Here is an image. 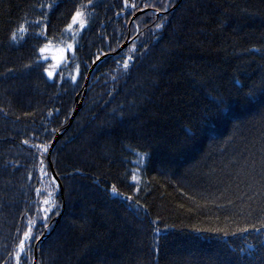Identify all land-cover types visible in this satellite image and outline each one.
Instances as JSON below:
<instances>
[{
	"label": "trees",
	"instance_id": "trees-1",
	"mask_svg": "<svg viewBox=\"0 0 264 264\" xmlns=\"http://www.w3.org/2000/svg\"><path fill=\"white\" fill-rule=\"evenodd\" d=\"M44 2L0 0V264H15L29 219L47 234L26 242V264L35 243V264H264V232L238 231L264 213V0H171L155 30L149 10L134 13L155 0H93L75 40L64 27L87 0ZM45 11L51 44L74 41L68 73L52 79L23 67L40 55L34 22ZM127 36L83 93L91 63ZM220 93L224 111L212 102ZM53 129L64 131L48 158L32 145Z\"/></svg>",
	"mask_w": 264,
	"mask_h": 264
},
{
	"label": "snow or ice",
	"instance_id": "snow-or-ice-1",
	"mask_svg": "<svg viewBox=\"0 0 264 264\" xmlns=\"http://www.w3.org/2000/svg\"><path fill=\"white\" fill-rule=\"evenodd\" d=\"M93 4V0H87V3H80L75 4L74 8L75 10L71 12L70 20L65 25L64 30L67 32L72 33V39L75 40L76 35L79 33L80 30L84 29L86 25L88 24V16H90V13H87L85 9ZM171 4V0H155L153 3H144L142 7L139 9L141 13H143L145 10H149L151 12V16L149 17L150 20H156L159 19L160 23H155L153 25V30L160 29L163 27V22L167 19V10L168 7ZM125 7H132L136 8L135 4L129 5L128 0H124ZM162 5V6H161ZM59 5L56 4V0H48V2H44L38 5L41 9H52L54 10L55 7H58ZM125 9L121 8L120 11L123 12ZM160 13V16H157V14ZM51 21L48 17V12L45 11L42 13L40 17H38V20L34 22V29H35V38L38 41H42L39 43L38 47L34 50V55L36 52H38L40 55L35 56V60H30L28 64L23 65L24 68H28L30 70V66L33 64H36L37 67H41L44 74H46L49 78H52L54 75V72L57 68V66L65 59V51L73 49L74 45L72 43H68L64 48H58L53 49L51 47V37L48 35L49 27H50ZM19 31L21 32H28V28L26 27L25 23H22L19 25ZM11 38L15 40L16 37V31H13L11 33ZM133 46L135 47V44L133 43ZM146 47V46H145ZM115 51V50H112ZM48 52H52L51 59L54 61L51 65L43 66L42 64H37L39 61H43L46 63V56L45 54ZM99 59V56L97 57V60ZM132 57H127L123 60V68L127 70L129 68L130 62L132 61ZM120 62L117 61V64ZM8 71H11V69H8ZM77 72L79 73V67L77 66ZM82 74V73H79ZM71 79L75 80L76 77L72 76ZM246 96L252 95V90L249 89L247 93H245ZM229 97L225 96L223 93L215 94L212 96V102L215 105L216 110L218 111H224L227 108ZM51 115V113H49ZM47 131V130H46ZM58 131V129H53V132ZM25 144H28L29 141L25 140ZM49 143L46 142L42 144L32 145V147L37 148L39 152L43 155L44 153L49 152ZM135 151V150H134ZM138 156H140L141 159H143L144 156H146V153H137ZM41 168H43V161L41 160ZM47 174V173H45ZM31 175V174H29ZM130 179L133 182L138 181V177L135 174V171L132 172V175ZM52 183L55 184V178H53ZM138 188V183H137ZM37 193H40V189L36 190ZM111 191L113 193H117L116 185L113 184L111 186ZM51 193H49V196ZM119 195L125 197L128 200H132L133 197L130 195H127L125 193H119ZM43 205H47V207H41L38 211L43 213L42 218H40V223L44 228H47L48 225L46 223V220L48 218V213L53 210V205L51 204L49 199H45L43 202ZM230 203V201H229ZM136 204H139V201H136ZM159 219V218H158ZM155 223V221H153ZM37 226V219H29L26 228L23 231L22 237L19 239V243L16 245L15 250L13 252H10L8 254V257L13 258L15 260V264H26L25 256L22 254H25L26 251V242L31 240H37L39 241L43 235V232H40L39 234H36L34 232V227ZM249 228H252L258 232H264V213L261 215V219L257 221L256 224H250L246 225L244 228L238 229L240 232H247ZM17 231H20V228H17ZM153 231H157V229H153ZM212 231H223V229L217 230L212 229ZM228 233H225L227 235Z\"/></svg>",
	"mask_w": 264,
	"mask_h": 264
},
{
	"label": "water",
	"instance_id": "water-1",
	"mask_svg": "<svg viewBox=\"0 0 264 264\" xmlns=\"http://www.w3.org/2000/svg\"><path fill=\"white\" fill-rule=\"evenodd\" d=\"M138 12H140V11L137 10V11L135 12V14L138 13ZM126 43H127V40L124 41L123 43H121V44L115 49L114 52L119 51L122 47H124V46L126 45ZM107 54H108V53H103V54H101V55L99 56V59L97 60V58H96V59L91 63V65L89 66V68H88V72H87V75H86V77H85V81H84V83H83V93H84V91H85V87H86V84H87V80H88V77H89V75H90V73H91L92 68H93V67H94V66H95V65H96V64H97V63H98V62H99L104 56H106ZM83 93H82V94H83ZM80 104H81V99H77V97H76V104H75V107H74L73 112L71 113V115H70V117H69V120H68V123H67L66 126H68V125L70 124V122H71V120L73 119V117H74V115H75L77 109L79 108ZM63 131H64V130H63ZM63 131H57V132L54 134L53 139H52V141H51V143H50V145H49V152H50L52 146L54 145L55 141L60 137V135L63 133ZM49 152H48V158H49ZM49 163H50L51 170H52V173H53L54 177H55L56 180L59 182V185H60V191L62 192L60 181H59L58 177L56 176V174H55V172H54V170H53V167H52V164H51L50 159H49ZM62 198H63V197H62ZM62 203H63V201H62ZM60 214H61V212L58 214V216L56 217V219L59 218ZM42 237H43V235H42ZM35 262H36V244L34 245V254H33V259H32L31 264H35Z\"/></svg>",
	"mask_w": 264,
	"mask_h": 264
},
{
	"label": "rangeland",
	"instance_id": "rangeland-1",
	"mask_svg": "<svg viewBox=\"0 0 264 264\" xmlns=\"http://www.w3.org/2000/svg\"><path fill=\"white\" fill-rule=\"evenodd\" d=\"M136 11H137V10H136ZM136 11H135V12H136ZM135 12H134V13H135ZM127 27H128V25H127ZM126 40L129 41V37H128V36H127V38H126L124 41H126ZM124 41H123V42H124ZM123 42H121V43H123ZM68 43H72V44L74 45V41H66L65 38H63V40H61V44H51V47H52L53 49L64 48ZM121 43H120V44H121ZM120 44H119V45H120ZM119 45H118V46H119ZM115 49H116V48H115ZM71 50H72V49H71ZM71 50H66V51H65V59H64V60H66V53H67V51H71ZM45 56H46V59L48 60V62H47L48 65H51L52 63H54V61L51 59L52 52H48V53H46ZM64 60H63V61H64ZM63 61H61V63L57 66V68H56L54 74H55L56 72H58L60 75H61V74H67V73H68L67 70H66V69H68V68H64L65 66L63 67V65H64V64H62ZM61 64H62V65H61ZM48 65H47V66H48ZM72 76H76V72H75V70H74L73 73L71 74V77H72ZM53 77H54V75H53ZM53 77H52V78H53ZM52 78H51V79H52Z\"/></svg>",
	"mask_w": 264,
	"mask_h": 264
},
{
	"label": "bare ground",
	"instance_id": "bare-ground-1",
	"mask_svg": "<svg viewBox=\"0 0 264 264\" xmlns=\"http://www.w3.org/2000/svg\"><path fill=\"white\" fill-rule=\"evenodd\" d=\"M61 189H62V187H61Z\"/></svg>",
	"mask_w": 264,
	"mask_h": 264
}]
</instances>
